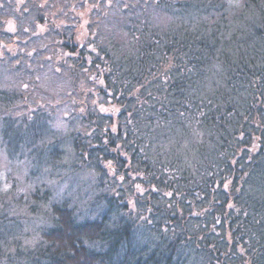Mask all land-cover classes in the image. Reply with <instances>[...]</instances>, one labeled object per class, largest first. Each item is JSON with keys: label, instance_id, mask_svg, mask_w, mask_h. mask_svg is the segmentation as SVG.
Instances as JSON below:
<instances>
[{"label": "trees", "instance_id": "trees-1", "mask_svg": "<svg viewBox=\"0 0 264 264\" xmlns=\"http://www.w3.org/2000/svg\"><path fill=\"white\" fill-rule=\"evenodd\" d=\"M2 42L0 264H264V0H0Z\"/></svg>", "mask_w": 264, "mask_h": 264}, {"label": "rangeland", "instance_id": "rangeland-1", "mask_svg": "<svg viewBox=\"0 0 264 264\" xmlns=\"http://www.w3.org/2000/svg\"><path fill=\"white\" fill-rule=\"evenodd\" d=\"M11 28H14L13 24H11ZM14 30L15 29H13V31ZM1 44L2 45H0V54L6 53V52H8V53L11 52L12 47H11L10 44H7L6 45L3 42ZM55 127H56L55 129L56 130H59V131H63L64 132L66 130V127H64V126L61 127L60 126L59 121H57V123H55ZM41 130L44 131V127L43 126H41ZM18 164H19V162L16 163V166ZM6 165H7V163H6L5 155H4V153L2 151H0V180L1 179H4V173L6 172V167L9 166V165H7V166ZM27 166L28 165H26L25 162H24L23 171H22V175L23 176H25L26 174H29L30 173V171L28 170V167ZM16 178L18 179L19 182H23L24 181V179L21 178L19 175L16 176Z\"/></svg>", "mask_w": 264, "mask_h": 264}]
</instances>
